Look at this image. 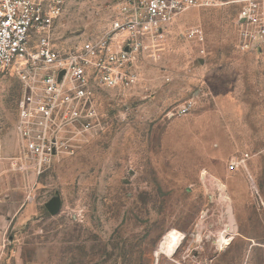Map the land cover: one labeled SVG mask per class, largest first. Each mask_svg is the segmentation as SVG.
<instances>
[{"label":"rangeland","instance_id":"1","mask_svg":"<svg viewBox=\"0 0 264 264\" xmlns=\"http://www.w3.org/2000/svg\"><path fill=\"white\" fill-rule=\"evenodd\" d=\"M239 1L148 39L134 83L98 90L95 128L64 133L41 173L17 133L21 82L0 70V264H264V48L238 50ZM116 14L67 0L56 47Z\"/></svg>","mask_w":264,"mask_h":264},{"label":"built area","instance_id":"2","mask_svg":"<svg viewBox=\"0 0 264 264\" xmlns=\"http://www.w3.org/2000/svg\"><path fill=\"white\" fill-rule=\"evenodd\" d=\"M117 12L108 32L80 47L60 50L55 30L67 0H0V70L22 85L17 133L26 160L44 171L63 145L62 135L96 126L98 90L130 87L137 58L148 39L192 8L217 0H106ZM237 48H264V0H240ZM199 33V32H195ZM187 107L180 110L185 114ZM264 155V149H263ZM233 161L228 171H238Z\"/></svg>","mask_w":264,"mask_h":264},{"label":"water","instance_id":"3","mask_svg":"<svg viewBox=\"0 0 264 264\" xmlns=\"http://www.w3.org/2000/svg\"><path fill=\"white\" fill-rule=\"evenodd\" d=\"M60 209L59 204H54V205H50L48 206V210L50 211L51 214H56Z\"/></svg>","mask_w":264,"mask_h":264},{"label":"bare ground","instance_id":"4","mask_svg":"<svg viewBox=\"0 0 264 264\" xmlns=\"http://www.w3.org/2000/svg\"><path fill=\"white\" fill-rule=\"evenodd\" d=\"M214 182H216L217 183V186L220 188V191L222 192V184H221V182L220 181H214ZM213 184V183H212ZM215 185V184H214ZM221 200L223 201V202H226L227 200L225 199V197L223 196V194H221Z\"/></svg>","mask_w":264,"mask_h":264}]
</instances>
